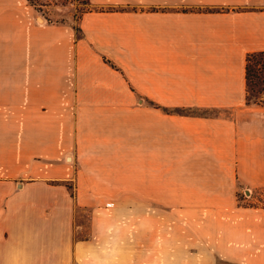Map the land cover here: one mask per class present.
Here are the masks:
<instances>
[{
    "label": "crops",
    "instance_id": "0c3cea01",
    "mask_svg": "<svg viewBox=\"0 0 264 264\" xmlns=\"http://www.w3.org/2000/svg\"><path fill=\"white\" fill-rule=\"evenodd\" d=\"M90 3L127 8L85 12L78 36L68 22L38 14L16 16L12 0L0 6V264L79 263L77 250L88 240H76L74 198L64 183L52 190L50 180L74 181L78 198L112 197L96 187L109 178L81 174L77 162L86 147L104 143V136L123 150L125 129L119 121L124 118L108 117L107 130L93 122L89 133L77 120L95 111L118 110L126 101L119 93L120 80L102 76L98 68L114 69L105 56L113 59L139 48L142 16L136 6L156 8L148 14L149 38L172 57L163 80L150 87L149 101L217 110L182 113L163 106V119L148 124V151L154 152L149 156L161 159L153 165L166 174L167 168H189L180 180L181 191L187 192L182 197H190L191 190L227 198L238 180L264 184V103L248 102L246 69L248 54L264 50V0ZM82 72H87L85 79ZM133 135V157L139 162L140 133ZM85 150L84 158H98L95 150ZM197 168H206L212 181ZM164 190H172V180L164 181ZM45 203L59 207L43 214L39 205ZM241 212L253 214L247 208ZM255 220H240L229 237L244 240L240 246L250 252L254 243L263 244L245 261L264 262V218ZM242 256L232 260L242 261Z\"/></svg>",
    "mask_w": 264,
    "mask_h": 264
},
{
    "label": "rangeland",
    "instance_id": "374dc122",
    "mask_svg": "<svg viewBox=\"0 0 264 264\" xmlns=\"http://www.w3.org/2000/svg\"><path fill=\"white\" fill-rule=\"evenodd\" d=\"M3 1L0 0V6H3ZM12 3L14 12L17 11L16 16L38 14L51 22H68L71 25L79 24L80 16L85 13L82 12L84 9L127 8L117 5L95 6L91 3L84 4L83 0H12ZM134 8L140 10L142 16L139 48L130 49V53L113 59L105 56V60L111 59L114 69L108 66V71L103 65L98 68L102 76L112 81L120 80L123 88L119 93L126 96V101L118 104V110L95 111L89 113L88 117L77 120L78 125L89 133L93 122L101 124L100 127L107 130L110 127L108 124H111L108 117L113 120L124 118L119 121L124 122L125 129L123 150H118L116 142L107 140L104 136V143L85 148L88 153L95 150L97 159L84 158V149L82 161L78 158L77 162L81 174L92 173L108 177V183L102 186L96 184V187L98 190L104 189L112 197L105 194L95 198H78V187L74 181L50 180L54 183L52 190L62 189L57 184L64 183L66 190L74 198L76 211L73 224L76 240H88L77 250L78 264H264L245 261L247 254L251 255L255 250L259 252L263 244L254 243L256 246L250 247V252L240 246L244 240L229 237L230 229L236 228L235 225L240 220L252 219L255 222L257 218H264V184L238 180L234 185L235 191L229 192L227 198H215L212 192L197 193L191 190L188 193L190 197H182L187 192L181 191L180 180L186 179L189 168H167L166 174L163 167L153 165L161 159L149 156L150 153L154 154L148 151L149 121L163 119V106L177 104L150 102L149 90L163 80L164 70L172 65V57L166 54L163 44L155 45L149 38L148 14L156 8ZM76 34L80 36L78 31ZM249 64L250 84L247 97L251 102L264 103V96L261 94L264 85V55L256 54ZM84 73L82 72L81 79L87 76V72ZM200 111L214 113L217 110L201 108ZM134 122L138 123L136 127L133 126ZM135 131L138 135L140 133L141 150L136 151L140 155L137 157L139 162L133 157L132 150ZM158 154L157 151V157ZM197 169H200L201 176L206 170ZM208 169L211 172L212 168ZM209 176L204 173V177L212 181L213 177ZM134 180L138 183L134 184ZM165 180H172L171 191L164 190ZM208 181V187L215 186V183ZM81 185L82 190L87 189L86 184ZM138 191L140 197L136 196ZM192 195L199 196L191 197ZM58 207V204L39 205L43 214L47 211L54 214L53 210ZM244 208L251 210L253 214L241 212ZM46 223L48 225L49 221L44 219L41 225L46 227ZM236 254H243L242 261L232 260ZM84 258L89 262H83ZM92 260L96 262L91 263Z\"/></svg>",
    "mask_w": 264,
    "mask_h": 264
},
{
    "label": "trees",
    "instance_id": "16d2710c",
    "mask_svg": "<svg viewBox=\"0 0 264 264\" xmlns=\"http://www.w3.org/2000/svg\"><path fill=\"white\" fill-rule=\"evenodd\" d=\"M84 4H89L90 0H83ZM115 9L114 7H110L109 10ZM210 10H212V8H209ZM87 9H84L82 12H86ZM82 16V15H81ZM80 16V18H81ZM73 28L79 32L80 35H82V28L81 26L77 23V24H73L72 23ZM258 53H262L264 55V50L261 51H257V52H252L250 54H248L247 56V64H246V69H247V80H248V86L250 84V61H252V58H254V56ZM110 61V60H109ZM248 102H251L250 99L247 97ZM165 109L167 111H178V112H182V113H196V114H200L203 113L200 111L201 107L199 106H173V107H165Z\"/></svg>",
    "mask_w": 264,
    "mask_h": 264
},
{
    "label": "built area",
    "instance_id": "2783aa9c",
    "mask_svg": "<svg viewBox=\"0 0 264 264\" xmlns=\"http://www.w3.org/2000/svg\"><path fill=\"white\" fill-rule=\"evenodd\" d=\"M261 94H262V96H264V85H263V88L261 90Z\"/></svg>",
    "mask_w": 264,
    "mask_h": 264
},
{
    "label": "bare ground",
    "instance_id": "6f19581e",
    "mask_svg": "<svg viewBox=\"0 0 264 264\" xmlns=\"http://www.w3.org/2000/svg\"><path fill=\"white\" fill-rule=\"evenodd\" d=\"M72 157L70 156V159H71Z\"/></svg>",
    "mask_w": 264,
    "mask_h": 264
},
{
    "label": "water",
    "instance_id": "95a60500",
    "mask_svg": "<svg viewBox=\"0 0 264 264\" xmlns=\"http://www.w3.org/2000/svg\"><path fill=\"white\" fill-rule=\"evenodd\" d=\"M42 19V17H40Z\"/></svg>",
    "mask_w": 264,
    "mask_h": 264
}]
</instances>
